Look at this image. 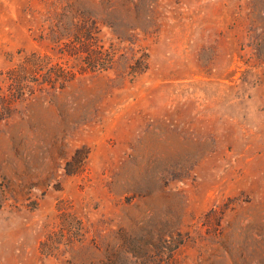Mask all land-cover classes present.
I'll return each instance as SVG.
<instances>
[{"label": "rangeland", "instance_id": "1", "mask_svg": "<svg viewBox=\"0 0 264 264\" xmlns=\"http://www.w3.org/2000/svg\"><path fill=\"white\" fill-rule=\"evenodd\" d=\"M0 264H264V0H0Z\"/></svg>", "mask_w": 264, "mask_h": 264}]
</instances>
